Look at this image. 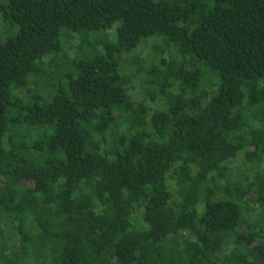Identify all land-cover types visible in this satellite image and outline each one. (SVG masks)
Segmentation results:
<instances>
[{"label":"trees","instance_id":"obj_1","mask_svg":"<svg viewBox=\"0 0 264 264\" xmlns=\"http://www.w3.org/2000/svg\"><path fill=\"white\" fill-rule=\"evenodd\" d=\"M0 264H264V0H0Z\"/></svg>","mask_w":264,"mask_h":264},{"label":"rangeland","instance_id":"obj_2","mask_svg":"<svg viewBox=\"0 0 264 264\" xmlns=\"http://www.w3.org/2000/svg\"><path fill=\"white\" fill-rule=\"evenodd\" d=\"M139 49V53L143 56V57H148V50L149 47L144 43V45L138 47Z\"/></svg>","mask_w":264,"mask_h":264}]
</instances>
